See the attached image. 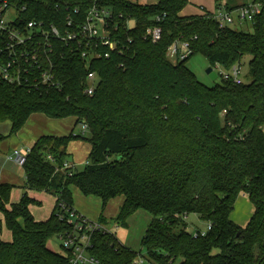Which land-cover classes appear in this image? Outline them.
Listing matches in <instances>:
<instances>
[{
    "label": "trees",
    "instance_id": "obj_1",
    "mask_svg": "<svg viewBox=\"0 0 264 264\" xmlns=\"http://www.w3.org/2000/svg\"><path fill=\"white\" fill-rule=\"evenodd\" d=\"M7 1L26 8V21L41 20L62 31L67 7L81 3ZM106 2L117 14L136 20L137 27L124 32L133 39L129 51L89 67L78 56L56 58L61 89L0 82V124H11L10 135L21 132L35 114L74 118L87 127V135L42 136L35 142L22 166L26 183L19 203L9 208L15 186L0 184V212L13 237L11 242L0 239V264H67L49 244L70 230L59 216L74 209L72 187L100 199L103 211L111 200L123 197L117 221L124 226L136 212H147L151 223L142 247L153 264H264V0H253L262 12L252 33L221 29L210 13L183 16L190 0L150 5L100 1ZM82 4L84 13L91 0ZM148 27L162 29L158 42L144 40ZM178 41L190 42L193 55L202 54L214 68L230 70L251 57L252 81L204 85L186 66L189 59H169L168 49ZM90 71L100 77L91 97L83 93ZM6 138L0 133V142ZM73 141L91 145L81 172L64 169ZM28 191L56 197L47 221L35 220L30 206L41 203ZM242 192L255 208L245 228L231 219ZM190 215L211 230L195 238L187 223ZM99 221H106L103 214ZM92 244L91 253L102 264H133L141 254L112 232H95Z\"/></svg>",
    "mask_w": 264,
    "mask_h": 264
},
{
    "label": "built area",
    "instance_id": "obj_2",
    "mask_svg": "<svg viewBox=\"0 0 264 264\" xmlns=\"http://www.w3.org/2000/svg\"><path fill=\"white\" fill-rule=\"evenodd\" d=\"M84 1L80 0V5L74 9L67 7L69 14L62 31L54 24L47 25L41 20L26 21L23 17L25 7L19 8L7 0H2L0 2V82L33 89H61L62 84L54 71L56 58L78 56L89 67L93 62L109 60L113 54L122 56L129 51L133 39L125 36L124 32L129 33L137 27L135 18L130 16L126 19V15L117 14L107 2L101 4V0H91V4L83 13L81 9ZM261 12L262 8L259 4L251 3L231 10L221 6L210 16L218 22L221 29H225L231 28L237 21L249 22L254 26ZM79 17H81L80 21ZM160 20L161 18L158 17L157 21ZM162 34L160 27H148L143 38L156 43L161 39ZM192 55L190 42L178 41L168 49V57L174 63L188 60ZM218 68L223 67L217 65L214 68L215 72ZM225 70L219 73L222 80L237 85L244 83L240 65ZM99 83L98 73L90 71L83 81V93L89 97L93 96ZM82 129L87 130V127L83 126ZM28 152L26 149H17L7 159L23 166ZM64 169H72L68 161ZM62 209L65 208L62 206ZM65 211L64 215L58 216L61 220H66L70 230L61 234L58 239L62 243L67 264H102L91 253L92 235L95 232L110 231L100 223L91 222L74 209H65ZM210 230L209 224L201 232L193 231V235L195 238L205 236ZM133 264L138 263L135 261Z\"/></svg>",
    "mask_w": 264,
    "mask_h": 264
},
{
    "label": "rangeland",
    "instance_id": "obj_3",
    "mask_svg": "<svg viewBox=\"0 0 264 264\" xmlns=\"http://www.w3.org/2000/svg\"><path fill=\"white\" fill-rule=\"evenodd\" d=\"M135 4L139 5H150L154 4L157 0H129ZM199 2L209 1L212 2L213 0H198ZM253 0H230L231 4L236 3H243V4H251ZM233 30L244 31L247 33L253 32V25L249 22H239L231 27ZM251 57H245L241 62V78L244 83L249 84L251 79L250 74V67L249 63L251 61ZM186 66L196 75L197 79L208 87L215 86L222 82V77L219 76V73H223L226 71L224 68L216 69V73L219 76L215 81H213L210 76L207 74V70L209 69L210 65L207 59L202 54H195L189 58L186 62ZM11 124L4 123L0 124V133L5 135L7 138L0 142V170L6 171L7 173H11L18 179H22L24 172L22 167L17 166L12 163H8L5 159L9 157L15 151V148L19 146V142L21 140V132L15 135H10ZM22 131V130H21ZM75 133L77 134H84L87 135V130H83L82 126H77ZM71 148L73 149L74 157L69 155L68 162L71 164L72 169L74 172H81L85 169L89 156V150L91 152V145L85 141H73L70 144ZM26 147V146H25ZM1 170V171H2ZM19 197L20 192L14 191L12 196V201L14 198ZM80 196V197H79ZM79 196H75L76 203L79 207L84 208V214L86 217L94 223H100L99 219L100 216L103 214L106 217V221L102 224L106 227V229L113 234L116 235L118 240L121 242L122 245L135 251L137 253H141L140 256L136 259V263L138 264H153L147 258V252L142 247V240L145 236V233L151 223V216L143 211L140 210L132 215L126 223V226L120 224L117 221V216L119 214V207L121 201L124 200L123 197H118L116 199L111 200L105 210L103 211L102 208V201L96 197H85L81 194ZM44 202L42 205H32L31 211L33 216L37 221L43 220L47 221L52 215V206L54 204L55 198L52 195H44ZM240 202H238L236 211L234 213V218L238 214L242 212L240 209ZM9 207V206H8ZM42 221V222H43ZM189 230L191 232L195 231L197 228L205 227L206 225L204 222L200 221L199 218L195 215H190L187 220ZM240 227L245 228L246 226L240 225ZM0 239L3 241L9 240L12 241V233L6 226L4 215L0 212ZM50 249L55 251L56 253L63 254L62 243L58 238L53 239L49 244ZM177 264V263H176Z\"/></svg>",
    "mask_w": 264,
    "mask_h": 264
},
{
    "label": "crops",
    "instance_id": "obj_4",
    "mask_svg": "<svg viewBox=\"0 0 264 264\" xmlns=\"http://www.w3.org/2000/svg\"><path fill=\"white\" fill-rule=\"evenodd\" d=\"M218 5L220 7L224 6L227 9H229V8L236 9V8H239V7L247 5V4H243V3L231 4L230 0H213L212 2H209V1L199 2L198 0H190V4L183 11L182 15L183 16H190V15H205L207 13L211 14V13H214L218 10V8H219ZM77 126H79V125H77L76 119H74V118H69V119H64V120H54V119H49L42 114L32 115L30 117V119L28 120L24 129H22V131H21V140L19 142V146H17L15 148V150L21 149V148L26 149V150L31 149V147L35 144V142L42 136H67L70 133L75 132ZM67 151H68L69 155H72L74 157L73 149L71 148L70 145H69ZM88 152L90 153V150ZM88 157H87V159H88ZM5 160L8 163H12V164L19 166L17 163H15L13 161H9L7 159V157ZM20 167H22V166H20ZM1 170H0V184L6 183V184H10V185L15 186V188L13 189V191L11 193L10 204L8 205L10 208L12 204H16V203L20 202V200L23 196V193H24V186L26 183V178H25V174L23 175L22 179H18L14 175H12L11 173H7L6 171H3V170L1 171ZM22 170H23V167H22ZM14 191H19L20 195H19V197H17V195H16V197L12 201V199H13L12 196H13ZM71 191H72L73 199H74V210L86 217V215L84 214V208L79 207V205L76 203V200H75V196H79L80 194L83 196V194L76 187H72ZM44 195H50V194H47L45 192L28 191V196L31 199H34V200L40 202L41 205L43 204V202L45 200ZM54 198H55V201H54V204L52 206V213L55 209L56 202H57L56 197H54ZM240 200H241L240 209H242V212L240 214H238L237 219H236V217L234 218L233 215L236 211L238 202ZM123 201L124 200L121 201L120 207L122 206ZM120 207H119V209H120ZM30 210H31V207H30ZM254 211H255V208H254V205L252 204L249 196L246 193L242 192L238 196L234 212L231 215V219L234 223H236L239 226L240 225L247 226L250 219L252 218V216L254 214ZM31 213H32V211H31ZM42 221L43 220H40L38 222H42ZM2 241H3V239H2ZM5 242H11V241L6 240Z\"/></svg>",
    "mask_w": 264,
    "mask_h": 264
},
{
    "label": "water",
    "instance_id": "obj_5",
    "mask_svg": "<svg viewBox=\"0 0 264 264\" xmlns=\"http://www.w3.org/2000/svg\"><path fill=\"white\" fill-rule=\"evenodd\" d=\"M207 74L210 76V78L215 81L218 78L217 73L215 72L213 67H209V69L207 70ZM240 234V233H239Z\"/></svg>",
    "mask_w": 264,
    "mask_h": 264
}]
</instances>
